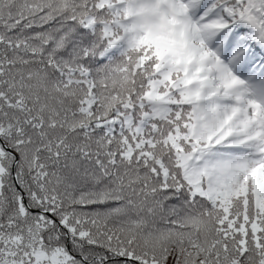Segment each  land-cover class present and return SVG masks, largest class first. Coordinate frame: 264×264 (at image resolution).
I'll return each instance as SVG.
<instances>
[{"label":"snow or ice","instance_id":"1","mask_svg":"<svg viewBox=\"0 0 264 264\" xmlns=\"http://www.w3.org/2000/svg\"><path fill=\"white\" fill-rule=\"evenodd\" d=\"M0 264H264V0H0Z\"/></svg>","mask_w":264,"mask_h":264}]
</instances>
